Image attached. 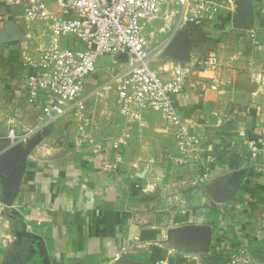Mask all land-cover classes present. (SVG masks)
Listing matches in <instances>:
<instances>
[{"label": "crops", "instance_id": "1", "mask_svg": "<svg viewBox=\"0 0 264 264\" xmlns=\"http://www.w3.org/2000/svg\"><path fill=\"white\" fill-rule=\"evenodd\" d=\"M10 1L0 0V16L12 12ZM237 1L240 9L222 10L199 26L187 23L189 62L212 53L219 59L213 71L194 70L174 95L201 137L190 165L166 159L177 153V141L175 125L160 110H150L138 130L119 112L114 87L103 91L127 58L117 57L118 65L115 56L105 55L109 63L98 58L84 93L96 127L81 132L70 104L40 121L42 104L28 101L22 60L47 46L41 26L29 40L3 37L0 197L8 206L0 212V264H26L41 241L49 264H225L242 245L264 264V175L243 143L264 140V50L253 51L248 40L249 32L264 39V0ZM245 5L248 17L241 15ZM184 24L179 8L163 6L147 28L150 47L166 48ZM168 25L170 33L163 31ZM176 61L162 53L152 63L171 80ZM110 95L114 106L103 103ZM124 129L131 136L120 167L105 172L102 162L115 160L114 140ZM210 154L213 164L199 158ZM199 174L207 175L202 189L192 183Z\"/></svg>", "mask_w": 264, "mask_h": 264}, {"label": "built area", "instance_id": "2", "mask_svg": "<svg viewBox=\"0 0 264 264\" xmlns=\"http://www.w3.org/2000/svg\"><path fill=\"white\" fill-rule=\"evenodd\" d=\"M60 15L49 7V0H11L12 12L0 16V41L11 35L19 40L35 36V25L41 26L47 37V46L35 54H26L22 60L24 82L31 104L41 103L38 120L56 112L65 113L63 103L70 104L81 132L96 127L89 114L84 97L88 79L97 73L98 58L103 55L117 57L127 54V64L103 85V91L112 89L116 94L119 112L128 122L141 130L146 127L150 110L158 109L163 118L175 125L179 155L169 160L179 164H193L201 137L190 120L184 118L174 103V95L182 92L194 70L213 71L219 66L215 53L195 61L176 62L172 67L173 79L164 80L153 67L154 59L164 53V46L151 48L147 28L159 18L163 6L179 8L180 18L188 24L201 25L215 19L222 10L235 11L243 2L237 0H53ZM170 25L163 28L170 33ZM244 37V34H241ZM248 40L253 51L264 50V39L249 32ZM76 44L79 45L76 46ZM95 46V47H93ZM166 47V46H165ZM252 82L260 83L261 76L252 73ZM33 130H29L31 133ZM9 139H17L15 129ZM131 134L124 129L114 140L115 160H104L105 172H116L123 158L124 148ZM83 142H91L84 139ZM235 145V141L232 142ZM253 168L264 175V140L244 139ZM202 159L213 164L215 156ZM207 175L199 174L193 180L202 189ZM8 206L0 197V212ZM254 254L244 245L234 251L225 264H255Z\"/></svg>", "mask_w": 264, "mask_h": 264}, {"label": "water", "instance_id": "3", "mask_svg": "<svg viewBox=\"0 0 264 264\" xmlns=\"http://www.w3.org/2000/svg\"><path fill=\"white\" fill-rule=\"evenodd\" d=\"M246 9L242 12L243 17L249 16V6L245 5ZM95 47V46H93ZM190 51H191V39L190 35L187 31V23L184 24L182 29H179L175 36L172 38L171 42L167 45L164 50V55L168 58H176V62L186 63L190 60ZM121 57H125L128 59L127 54H122ZM40 255L45 257L46 252L44 248V243L41 241L39 244ZM44 264H49L48 260H44Z\"/></svg>", "mask_w": 264, "mask_h": 264}, {"label": "rangeland", "instance_id": "4", "mask_svg": "<svg viewBox=\"0 0 264 264\" xmlns=\"http://www.w3.org/2000/svg\"><path fill=\"white\" fill-rule=\"evenodd\" d=\"M50 3V8L51 7H53V8H55V4L53 3V2H49ZM52 9V8H51ZM57 9V8H56ZM78 47H79V45H78ZM101 61H103L102 63H109L110 62V57L109 56H105V55H103L102 57H101V59H100ZM100 61V62H101ZM160 63H162V61L160 62ZM155 64H157V63H152V65H155ZM111 71H112V69H108L107 71H106V73H110L111 74ZM115 74V73H114ZM99 75H100V73H99ZM110 98V99H109ZM109 98L108 99H106V100H104L103 101V103H110V106H114V98H113V96L112 95H110L109 96ZM98 103H102V101H100V102H98ZM92 105H95V103H92ZM104 105H106V104H104ZM174 139H176V135H175V133H174ZM176 141H177V139H176ZM176 146H177V153L175 154V153H172L174 156H177V155H179V149H178V143L176 142ZM170 156V155H169ZM169 156L168 157H166V159L167 160H169ZM170 161V160H169ZM174 165H180L179 163H173Z\"/></svg>", "mask_w": 264, "mask_h": 264}, {"label": "trees", "instance_id": "5", "mask_svg": "<svg viewBox=\"0 0 264 264\" xmlns=\"http://www.w3.org/2000/svg\"><path fill=\"white\" fill-rule=\"evenodd\" d=\"M26 264H44V257L38 252V254H36L33 259Z\"/></svg>", "mask_w": 264, "mask_h": 264}]
</instances>
